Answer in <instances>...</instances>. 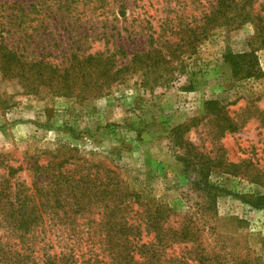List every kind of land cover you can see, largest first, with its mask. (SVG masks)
Returning <instances> with one entry per match:
<instances>
[{
  "label": "rangeland",
  "instance_id": "obj_1",
  "mask_svg": "<svg viewBox=\"0 0 264 264\" xmlns=\"http://www.w3.org/2000/svg\"><path fill=\"white\" fill-rule=\"evenodd\" d=\"M218 1L0 0V15L22 20L18 29L40 41L32 53L65 67L74 55L106 57L118 47L126 55L146 52L147 36L161 35L167 20L183 30L181 18L214 12ZM257 14L264 16V0H236L198 43L178 44L185 34L172 37L157 73L129 75L96 92L75 88L59 96L41 87L27 94L15 80L0 78V175L4 166L21 168L12 183L30 187L32 165L74 149L75 156L115 169L143 205L169 215L167 225L191 223V232L225 264H264V40ZM251 50L260 77L234 79L223 57ZM210 101L224 108L236 132L221 135V115L204 108ZM178 127L212 162L201 184L208 192L194 185L200 174L178 160L184 155L174 138ZM226 163L242 165L228 171Z\"/></svg>",
  "mask_w": 264,
  "mask_h": 264
},
{
  "label": "trees",
  "instance_id": "obj_2",
  "mask_svg": "<svg viewBox=\"0 0 264 264\" xmlns=\"http://www.w3.org/2000/svg\"><path fill=\"white\" fill-rule=\"evenodd\" d=\"M235 1L219 0L214 12L181 18L183 30L181 24L167 20L161 35L147 36L146 52L126 55L118 47L106 57L74 55L65 67L32 53L40 41H35L28 28L18 29L25 24L22 20L17 21L11 13L0 15V78L15 80L27 94L43 87L68 96L75 88L81 93L96 92L129 75L155 74L165 64L161 51L166 45L172 47V37L185 34L178 44L198 43L235 6ZM263 18L259 14L253 17L257 34L264 40ZM118 53L121 58L116 57ZM223 60L234 79L260 77L253 50L241 55L227 54ZM204 108L216 113V117L221 115V135L237 131L218 103L206 102ZM261 125L264 127L263 116ZM182 130L178 127L173 131L178 146L184 150L178 160L186 169L200 174L201 181L194 185L208 192L210 189L201 184L212 162L184 141ZM67 151L51 157L46 164L32 165L30 187L12 183L21 168L4 166L6 173L0 175V264H225L208 252L200 236L191 232V223L183 221L178 228L167 225L169 215L143 205L140 196L124 185L115 169L75 156L74 149ZM241 165L226 163L225 167L236 171ZM259 200L262 205L263 199ZM96 216L98 221L94 220ZM178 244L184 248L175 255L172 250ZM250 262L254 261L247 259L241 264Z\"/></svg>",
  "mask_w": 264,
  "mask_h": 264
}]
</instances>
